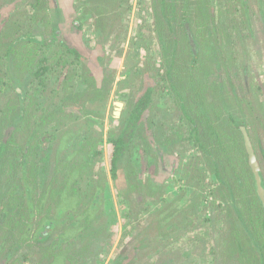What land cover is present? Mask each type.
<instances>
[{
	"label": "rangeland",
	"instance_id": "rangeland-1",
	"mask_svg": "<svg viewBox=\"0 0 264 264\" xmlns=\"http://www.w3.org/2000/svg\"><path fill=\"white\" fill-rule=\"evenodd\" d=\"M33 2L35 0H0V31L5 29L7 32L5 36H0V43H4L0 46V87L9 80L13 81L12 78L23 82L32 80L31 73L24 68L26 62L34 58V50L15 43L12 46L13 55L5 56L4 49L9 45L8 41L13 40L17 34L21 35V32L51 37L56 22L62 29L61 40L48 49L43 47L40 54L48 50L47 54H50L51 63L54 64L59 60L57 51L62 50L61 42L76 47L82 55L79 59L74 54L67 55L72 70L69 82L76 89H81L84 85L78 76L85 74L103 88L92 99L90 95L77 97L70 92L60 93L52 99L44 97L40 105H36L37 100L34 101L33 96V101L30 100L32 103L24 105L31 113L36 112L35 108L48 109L44 114L37 112L38 120L42 115L50 118L53 112L64 115L71 111L78 113L85 118L83 128L96 130L94 141L97 142L96 148L101 151L94 161L75 153V144L70 143L75 138L70 131L67 137L60 139L61 142L52 145L51 157H43L45 153L34 155L42 157L39 174L41 189L37 193L44 195L46 190L42 202L48 212L43 218L52 220L58 210V198L51 195L53 188L68 190L77 179L80 166L82 171L89 173L82 174L80 185L83 190H88L83 183L84 179H99L98 184L104 185L103 191L106 194L103 207L111 214L108 224L110 234L96 246L99 247L97 252H100V257L89 259L93 254L88 255L85 257L89 259L87 264H264V226L260 225L263 218L258 216L262 206L250 189L253 180L249 172L246 173L247 157L241 152L243 146L240 145L239 149L231 147L232 142L226 140L225 143L230 145L228 152L232 159L229 162L227 156L221 155V147L210 145L217 151L215 158L216 163L222 167L220 172L224 173L232 186L226 188L216 178L214 161H209L202 151L186 147L187 141L173 143L178 135L189 133L191 122L184 118L183 111L176 112L171 108L178 100L184 104L195 100L187 64L189 44L182 25L185 16L193 18V24L196 20L208 23L201 27L199 37L201 43L204 36L208 40L201 47V57L205 59L204 67L207 70H201L198 87L206 92L207 101L213 104L214 111L221 114L222 120H227L232 114L239 117V121L244 119L249 124L248 134L264 176V0H165V17H162L160 0H42L39 5L40 17L47 15L54 24L47 23L46 18L31 25L25 23V19L30 11L34 12ZM213 14L219 15V18L225 15L216 26L212 25ZM79 19L83 23L78 28L75 23ZM20 26L21 31L16 33ZM172 49L176 50V74L168 79L166 69L173 55ZM225 57L228 58L223 61ZM105 77L111 79V82L104 80ZM170 79L177 80L178 94L173 97L169 91L171 98L167 100L163 97L161 87L169 85ZM152 82L157 94L153 99V109L147 111L151 119L146 118L138 123L143 128H154L156 133L163 129L169 131L164 134V139L169 135V151H165L163 156L167 155L168 170L172 169L173 160L175 163L178 161V168L172 173L173 176H168L155 163L150 170L151 176L156 177L160 170L165 173L160 180L164 181L163 185L157 187L151 184L148 177L142 183L132 181L138 176L131 159L128 173L133 175L127 177L133 185L136 206L124 217L127 197L120 187L124 185L126 188L127 178L124 170L121 180H116L111 173L113 146L108 139L113 128L120 127L129 114V100L132 97L135 99L142 87ZM45 94L47 97L50 95L48 89ZM14 99L15 94L10 85L7 89H0V142L8 140L13 117L8 116V113L15 103ZM119 102L124 104L120 106ZM197 110L192 105L190 113L193 118H197ZM154 113L157 114L155 121ZM200 119L196 124L209 126ZM221 119L216 121L217 126H222L228 134L233 135L228 123H221ZM28 126L29 130H33L36 123L30 122ZM29 135L24 131L19 137L25 143ZM145 144L148 146L145 149L151 150L150 145ZM58 146L62 148L61 153H58ZM4 149L0 157V205L5 204L9 208L10 201L4 203L3 195L13 187L12 180L8 179L11 178V154L7 145ZM191 157L200 158L193 164L197 167L195 171L187 164ZM55 163L57 167L53 171ZM55 173L58 183L50 184ZM238 174L244 177L242 183L237 180ZM182 177L188 179V184L180 181ZM31 187H34L33 183ZM47 189L51 190L49 194ZM71 193L76 194L73 191ZM163 195L166 201L161 199ZM86 197L91 198L90 195ZM37 202V199L26 196L15 201L18 208L31 215V210H39ZM4 209L8 211L5 206ZM113 215L116 217L113 218ZM68 224L69 221L65 219L57 228L64 239L69 236ZM2 229L0 225V232ZM76 243L78 246H74L79 248L85 240ZM30 249L34 253V262L39 261L45 252L39 247L32 246ZM65 253L68 255L66 258H69L70 246ZM79 258L80 253L76 252L75 261ZM56 264L61 263L57 261Z\"/></svg>",
	"mask_w": 264,
	"mask_h": 264
},
{
	"label": "trees",
	"instance_id": "trees-1",
	"mask_svg": "<svg viewBox=\"0 0 264 264\" xmlns=\"http://www.w3.org/2000/svg\"><path fill=\"white\" fill-rule=\"evenodd\" d=\"M40 1L42 0H35V2H33L34 12L30 11L29 14H27L25 23H30L32 25L40 22L41 19L44 21V19L47 18V23L54 24L53 21L47 17V15H45L44 18L40 17ZM160 4L162 6V17H165V0H160ZM87 12L89 13L90 10H87ZM218 16L219 15L213 14V26H216L225 15L220 18ZM191 20L193 21V18L189 19L184 16L182 25L185 28L187 43L189 44L188 47L190 55L187 59V64L189 67L188 71L190 73V82L192 83L191 85H193L192 89L194 90L195 104L194 102L184 104V102L178 100L177 103L173 104L174 108L171 107L172 110L174 109L176 112L183 111L184 118L191 122L189 133L187 135H183V133L178 135L173 143L187 141L186 147L191 149L196 148L197 151H202L209 161H214L216 178H218L220 184L226 188H230V181H228L226 176L223 175L224 173L222 174L220 172L222 167H220L219 163H216L217 159L215 158V152L217 153V151H215L210 145H214L216 148L221 147V155L224 157L227 156L229 162H231L232 159L229 157L228 152L230 145L225 143L226 140L232 142L233 145H231V147L234 146L239 149L240 145L243 146V150H241V152L243 151L245 153V157H247L246 165L248 168L246 173L249 172V177L251 178V181L253 180V185L250 186V189H252L251 191L256 195L258 202L262 206V211L258 216L263 218V221L260 223L263 227L264 206L255 189L254 176L249 163V153L245 139V134H248L247 127L249 124L244 119L239 121V117L233 116L232 114L229 118H227V120H222L221 114L217 113L216 110L215 112L213 104L207 101L205 97L206 92L198 87V78L201 70H207V68L204 67L205 59L202 60L201 57V47L206 44L208 40L207 36H204V38L202 37L203 43H201L199 37L201 34V27L203 25H207L208 23L204 24L202 21L196 20V23L194 22L193 24L191 23ZM76 22L79 24V27H82V19H79ZM44 25H46V23ZM19 31H21V26L20 28H17L16 33ZM6 33L7 32L4 29L3 31H0V36H5ZM58 40H60V31L56 23L53 26L51 37L45 38L39 33L21 32V35L18 36L17 34L13 40L8 41L9 45L6 49H4L5 56L13 55L12 46L15 43H19L26 49H33L34 58L29 59V61L27 60L28 62H26L24 68V70L27 69L31 73L32 80L28 79L27 82H23L22 80L12 78L11 80L17 81L18 83L13 84V81L9 80L8 83L3 84L0 87V89H7L10 85L13 89V93L15 94V103L8 113V116L13 115L8 132V140H6V142L1 140L0 142V157L2 152H5L6 150L4 149L5 145H7L11 154L9 157L11 178L9 177L8 179L12 180L13 185L12 189H10V191L8 190L9 192L7 191L3 195L4 203H8V201H10L9 208L5 204L0 205V225L3 228L2 232H0V264H56L57 261L61 264H68L69 262L70 264H75L76 252L80 253V258L77 260L76 264H87V261L93 256L94 258L100 257V252H97L99 247L96 246L103 241L104 237H108L110 234L108 224L109 216L111 214L107 211V208L103 207V199H106L105 191H103L105 189L104 185L98 184L99 179L86 178L83 183L88 187V190H83L80 185V181L83 180L82 174L85 175V173L88 172L82 171L80 166L77 169V179L71 183L68 190L61 187L53 188L51 195L54 198H58L56 201L58 210L56 211L54 217H52V220H46L43 218L44 214L48 212V209L44 208V203L42 202L44 201L43 196L45 195L46 190L44 191V195L37 193L38 190L41 189L39 184V174L42 169L40 164L42 157H34V155L38 156L39 153H45L43 157H51L50 152L53 151L52 145L61 142L62 140L60 139L67 137V134L70 131L73 132V136L75 138L70 141V143L75 144V153L82 154V157H88V159H92L93 161L96 159L97 155L101 154V151L96 148L97 142L94 141V133H96V130L90 127L83 128V121L85 118L81 117L78 113L71 111L68 115H64L53 112V114L50 115V118H48L49 116H46L45 118L44 115H42L41 119L38 120L37 112L40 111L41 114H44V112L48 111V109L46 107H41V109L35 108L36 112L31 113L29 108L27 110V107L24 106L25 104L28 105L29 103H32L30 100L33 101V96L35 97L34 101L37 100L35 102L36 105H40L42 103V98L45 97L46 99H52L58 97L60 93L68 94L71 92L77 97L90 95L92 99L94 94L103 90V88L99 87L98 82L85 74L78 76L79 80L84 85L83 88L81 87V89H76L74 84L69 82L72 70L70 69L71 65L68 64V56L70 54H74L76 58L79 59L81 57V53L77 50V48L70 47V45L67 46L61 42L60 44L62 46V50H56L59 60L56 63L54 62V64L51 63L50 54H47L48 50L42 52L44 54H40L43 47L48 49ZM232 42L234 43L233 40ZM3 45L4 43H0V46ZM174 48H176V46H174ZM171 53H173V55L171 60H169V64L166 69V75H168L166 78L168 79L169 76H172V74L173 76L176 74V69H174V66L176 67L177 65L175 62L176 57H174L176 56V50L172 49ZM227 58L228 57L223 58V61H226ZM55 64L57 65L55 66ZM57 72L58 75H55ZM50 73H52V75H50ZM107 78L108 77H105L104 80L110 83L111 79ZM164 78L165 77L163 76V79ZM223 81L226 83L225 79H223ZM176 84L177 80L170 79L169 85L161 87L164 98L168 100V97L171 98L169 95L175 97L178 94ZM105 87H107V85H105ZM47 89L50 93L48 97L45 94ZM142 90V93L140 91L135 99L132 97L129 100L131 102V109L126 118H124V122L121 123V126L110 132V141L115 147L114 157H112L111 173L116 180H121L123 168L127 169V167H129V163L132 161L131 159H133L135 165V172L139 175L145 171L144 167H149L157 162L159 163L162 158L161 155H163L165 151H169V135L165 136L164 139V134L169 133V131L166 132L165 129H163L161 130L162 134L159 133L160 130H157L156 133L154 128H143L140 126V123H138L139 121H145L146 118L147 120L151 119V115L147 114V111L151 108L153 109V99L157 94L153 86V82L151 84L149 83V85L145 88L143 86ZM169 91L170 94L168 95ZM101 97H99V99ZM129 101L127 104H129ZM192 105L196 106L198 109L197 118H193L192 113H190ZM156 115V113L153 115L154 121L157 120L155 117ZM201 115L203 116L202 118L200 117ZM199 119L200 121L206 122L209 126L204 127L196 124L199 122ZM220 119L221 123H228L230 127L229 130L233 133V135L228 134V131L222 126H217L216 121ZM70 121L72 122L69 123ZM30 122L36 123L35 129L29 130L30 127L28 125ZM75 124H77V128ZM24 131H27V133L30 134L29 137L26 138L25 143H23L21 141V137H19V134ZM140 131L142 134L139 133ZM177 132L179 134L178 130ZM136 139L139 141L137 142ZM144 143L149 144L152 151H147L145 148H148V146L146 144L144 146ZM190 144L192 145L191 147H189ZM67 147H69V145H67ZM61 149L62 148L60 146L58 153H61ZM143 152L144 157H141L140 155ZM32 154L33 157H31ZM198 159L200 158L191 157L189 159L187 164L191 170H197V167L193 166V164H196ZM56 167L55 163V170L53 171H56ZM56 175L57 173H55V177L51 178L50 184L58 183ZM182 176L186 175L183 174ZM243 179L244 177H242L241 174L237 175L239 183H242ZM187 180L188 179H185L184 177L180 179V181L184 184H188ZM31 183L34 184V187H31ZM79 188L81 190H79ZM120 189L125 193L124 185L121 186ZM50 191L51 190L47 189L48 194ZM71 191L76 194H72ZM6 195L10 196V200L9 197L8 199L6 198ZM87 195H90L91 198H87ZM24 196H26V198L31 197L38 200L37 206L39 210H36L35 212L31 210L32 215L26 210L24 211L16 206L17 204L15 201H20V198ZM126 197V204L129 205L130 210L133 211V208L136 206L134 200L135 198L130 195H126ZM162 199L166 201L164 195ZM4 206L8 209V211L4 209ZM115 217L116 216L113 215V218ZM39 218L40 220L37 221ZM65 219L69 221L67 227L69 236L64 239L62 235L57 232V228L60 222ZM72 238L73 241L71 240ZM81 239L85 240V243L83 246L80 245L79 248H76L74 244L78 246V243L76 242ZM32 246L39 247V249L42 248L41 250L45 251L42 258H40L37 262L33 261L35 260L33 259L34 253L32 249H30ZM69 246L71 253L70 257L66 258L68 255L65 251ZM90 254L93 255H91L89 259H86L85 257ZM70 258L71 260H69Z\"/></svg>",
	"mask_w": 264,
	"mask_h": 264
},
{
	"label": "flooded vegetation",
	"instance_id": "flooded-vegetation-1",
	"mask_svg": "<svg viewBox=\"0 0 264 264\" xmlns=\"http://www.w3.org/2000/svg\"><path fill=\"white\" fill-rule=\"evenodd\" d=\"M55 24H56V22H55ZM57 25H58V28H59V31H60V40H61V32H62V29H60V27H59V24L57 23ZM75 26L76 27H78L79 28V24L76 22V24H75ZM74 48H76V47H74ZM78 50V49H77ZM80 53H81V51L80 50H78ZM81 55H82V53H81ZM120 103V102H119ZM123 103V102H122ZM124 104V103H123ZM121 106V105H120ZM118 128V127H117ZM114 129V128H113ZM140 134H142L141 133V131L139 132ZM159 133H162V132H160L159 131ZM109 140V142H110V144H112V146H113V149H112V151H113V157H114V150H115V147H114V144L110 141V138L108 139ZM143 155V156H142ZM141 157H144V154H141L140 155ZM162 156V158H161V160H160V162L158 163V167H161V170H163V171H166L167 172V174H168V176H170L173 172H175V170H176V168H178V161L175 163L174 162V160L171 162L172 163V169L171 170H168L167 168H166V163H167V155H166V157L165 156H163V155H161ZM163 157H165V158H163ZM111 167H112V160H111ZM152 167H153V165H150L149 167H144V172L142 173V174H139V175H137L138 176V178H135V180H132V181H134V182H136L137 181V183L140 181H146L147 180V177L149 178V180L151 181V184L152 185H155V186H161V185H163V183H164V181L162 182V181H160L161 180V178H163L162 177V175H164L165 173L162 171L161 172V170L159 171V175H156V177L155 176H151V173H150V170H152ZM129 167H127V169H124L123 168V170H124V172H125V175H126V178H127V183H126V190H125V193L122 191V193H124V194H126V195H130L131 197H133L134 198V192H133V189H132V186L133 185H131V183H130V180L128 179V175L129 176H132L133 174L132 173H128V169ZM134 171V169L133 170H131L130 172H133ZM166 174V175H167ZM172 176H173V174H172ZM128 182H129V184H130V186H127V184H128ZM142 183V182H141ZM128 184V185H129ZM136 189V188H135ZM167 191V190H166ZM163 198V197H162ZM161 198V199H162ZM161 201H163V200H161ZM164 202V201H163ZM124 209H125V211H124V213H123V215H124V217H127L128 215H129V211H130V207H129V205H124ZM125 219V218H124Z\"/></svg>",
	"mask_w": 264,
	"mask_h": 264
},
{
	"label": "water",
	"instance_id": "water-1",
	"mask_svg": "<svg viewBox=\"0 0 264 264\" xmlns=\"http://www.w3.org/2000/svg\"><path fill=\"white\" fill-rule=\"evenodd\" d=\"M119 105H123L122 102L119 103ZM246 139V146L248 148L249 153V163L252 168L253 176H254V185L255 189L257 191V194L264 206V176L259 164V160L256 156V152L253 148L250 136L245 134Z\"/></svg>",
	"mask_w": 264,
	"mask_h": 264
}]
</instances>
